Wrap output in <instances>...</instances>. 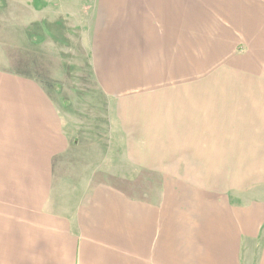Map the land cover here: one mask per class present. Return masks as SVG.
I'll list each match as a JSON object with an SVG mask.
<instances>
[{
  "label": "crops",
  "instance_id": "crops-1",
  "mask_svg": "<svg viewBox=\"0 0 264 264\" xmlns=\"http://www.w3.org/2000/svg\"><path fill=\"white\" fill-rule=\"evenodd\" d=\"M73 5L106 110L0 68V264H264V0Z\"/></svg>",
  "mask_w": 264,
  "mask_h": 264
},
{
  "label": "rangeland",
  "instance_id": "rangeland-1",
  "mask_svg": "<svg viewBox=\"0 0 264 264\" xmlns=\"http://www.w3.org/2000/svg\"><path fill=\"white\" fill-rule=\"evenodd\" d=\"M36 6L33 0H0V68L34 74L55 87L52 93L58 95L60 104L79 106L89 120L104 113L106 103L100 101L103 96L98 93L93 58L89 57L95 49V43L88 40L90 28L85 33L84 25L77 30L69 25L67 17L75 7L69 6V0H47L45 7ZM43 16L62 20L59 25L44 24L38 20ZM222 193L235 194L229 189Z\"/></svg>",
  "mask_w": 264,
  "mask_h": 264
}]
</instances>
